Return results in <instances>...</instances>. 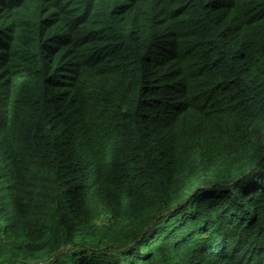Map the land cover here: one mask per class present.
I'll return each mask as SVG.
<instances>
[{
    "label": "trees",
    "instance_id": "16d2710c",
    "mask_svg": "<svg viewBox=\"0 0 264 264\" xmlns=\"http://www.w3.org/2000/svg\"><path fill=\"white\" fill-rule=\"evenodd\" d=\"M0 264H264V0H0Z\"/></svg>",
    "mask_w": 264,
    "mask_h": 264
},
{
    "label": "rangeland",
    "instance_id": "374dc122",
    "mask_svg": "<svg viewBox=\"0 0 264 264\" xmlns=\"http://www.w3.org/2000/svg\"><path fill=\"white\" fill-rule=\"evenodd\" d=\"M117 178H118V176H117ZM119 181V180H118ZM119 187V186H118Z\"/></svg>",
    "mask_w": 264,
    "mask_h": 264
}]
</instances>
